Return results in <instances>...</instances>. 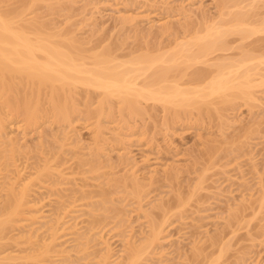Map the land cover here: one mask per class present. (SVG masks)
Returning a JSON list of instances; mask_svg holds the SVG:
<instances>
[{
    "label": "rangeland",
    "instance_id": "rangeland-1",
    "mask_svg": "<svg viewBox=\"0 0 264 264\" xmlns=\"http://www.w3.org/2000/svg\"><path fill=\"white\" fill-rule=\"evenodd\" d=\"M0 11L20 12L21 21L40 23L44 34L71 41L88 67L89 56L107 50L120 71L139 69V56L169 59L175 44L221 31L217 50L187 69L188 76L192 70L224 67L237 85L244 73L251 81L246 89L247 78L241 83L250 97L235 91L229 105L213 103L200 112L194 105L175 119L159 104L140 99L145 113L123 121L112 99L110 116L100 119V139H94L95 117L86 116L100 98L92 89L76 90L69 121L42 114L28 136L18 129L19 121L8 123L14 147L27 151L26 160L19 161L22 170L28 165L23 176L49 163L55 183L35 181L38 214L45 221H36L30 232L22 229L21 237L30 236L23 239L14 225L8 228L12 233L2 232L0 264H46L49 257L54 264H101L106 247L109 258L103 264H124L129 247L144 244L153 223L161 226L159 241L141 264H264V0H0ZM164 27L168 32L159 34ZM182 58L178 70L187 66ZM95 156L97 172L89 164ZM132 176L143 188L140 199L130 194ZM101 191L108 196L102 198ZM177 194L183 206L177 205ZM2 196L0 190V202ZM160 203L164 212L156 209ZM64 207L75 212L69 210L71 216L60 222L70 231L57 235L56 251L43 256L42 245L50 243L47 222ZM10 234L21 239L14 243Z\"/></svg>",
    "mask_w": 264,
    "mask_h": 264
},
{
    "label": "bare ground",
    "instance_id": "bare-ground-1",
    "mask_svg": "<svg viewBox=\"0 0 264 264\" xmlns=\"http://www.w3.org/2000/svg\"><path fill=\"white\" fill-rule=\"evenodd\" d=\"M4 13L0 11V190H3L5 193L0 202V242L6 236L4 234L6 233L5 230L10 228L11 225H14L11 229H16L20 233L22 229L24 231L25 227L30 232V228H33V224L36 221H40V223L43 221L44 223V215L42 214L43 217L39 215L41 212L38 209L41 201L37 200L34 196L36 192V189H33L34 183L35 181L42 182L43 179L44 182L50 181L55 183V180H53L54 173L51 171L49 163H43L42 166H36V168L31 169V173H33V170L34 173H29L28 177L23 176V171L28 168V165H23L24 170H22L23 168L21 167L22 169H20L19 161L21 158L26 160L27 151L20 152L14 147L17 140L11 138L9 133L6 132L8 123L14 120L19 121L18 129L23 131L24 136H28L41 120L42 114H49L54 122L69 121L71 106H74L72 102L76 95V90L79 88L87 90V93L90 89L100 92L97 108L93 112H90V110L86 111V116L92 115L95 117L96 124L94 125H97L95 126V131L97 130L95 134L97 135H95L96 137L94 136V139L101 138V136H98L101 133L100 129H98V127L101 128L100 119L103 116H110L112 99H116L118 105H120L118 109L119 115L123 117L124 121L132 117H140L145 113V109L141 107L140 99L144 102H150L152 105L159 104L166 115L170 114V118L173 116L175 119L180 113L189 114L191 107L194 105L197 108L199 107L197 111L200 112L203 106L205 108L206 106H210L211 108L213 103V106L216 105L215 103L222 105L225 103L226 106V104H231L232 100L234 101L233 98H237L238 95L244 98L245 96H249L245 91V85L251 82H248L249 76L245 77V73L242 74L244 77L242 79L243 82L246 78L248 82H244L245 84L241 82L244 84V89L243 84L241 85L239 80V84L237 85L232 78L228 77L224 67H221L222 64L219 65L221 68L217 66V69H220L215 72H205L207 69L205 71L192 70L189 76L186 72L187 69H191L196 63H200L201 59L203 60L211 54L212 49L215 48V42L219 41L221 31L216 32L214 30V32L212 31L213 33L206 31L204 37L195 38L194 42L185 41L175 44L171 53L173 57L169 59L168 57L165 59L163 55L161 57L164 59L161 57L153 58L149 55L139 56V58L137 57V61H135L137 65H141L139 69L120 71L119 64H115V61L113 64V60L109 61L107 50L103 51L101 55L89 56L92 66L88 67L85 62H81L85 57L78 54L81 52L71 41L67 44L54 34H44L43 26L40 23L21 21L20 12L11 11V13H7L8 15ZM167 30L166 27L161 28L159 34H166ZM193 49L196 50L192 53ZM177 56L180 58L182 56L184 58V62L182 61V63L187 65L185 66L184 64L185 67L179 68L180 70H178V65L180 67V64L178 63L177 65L176 62ZM175 57H177L176 60ZM159 62L163 63L160 64L163 67H159L158 69V66H155L156 68L153 67L157 63L159 64ZM129 63L131 62L129 61ZM164 64L168 65L165 66ZM231 66L233 68L232 64L228 67L231 68ZM150 69H153L151 70L152 72ZM255 75L258 76V74ZM140 77L145 78L142 84L139 85L136 81ZM235 78L238 79V74ZM232 81L236 86L233 85ZM183 86L189 87L188 89H182ZM232 89L234 91H230ZM227 91L230 94L236 91L237 96H234L235 93L231 95L227 94ZM86 97L89 98L88 95ZM240 97L238 99H241ZM106 108H109L108 113L105 112ZM205 108L204 110H208V107ZM124 109L125 112L123 111ZM126 110H128V114H125ZM216 110L212 111L216 114L219 112ZM123 112L125 116H123L124 114L121 115ZM208 113L210 114L211 111ZM97 140L96 142H98ZM41 145L42 143L39 142V146ZM94 159H96V156ZM121 160L124 161L125 159ZM96 163L97 159L89 163L91 164V167L90 165L89 167L93 172L99 170L96 167ZM56 172L57 174L60 173ZM168 176H170L169 179L171 180L175 178L173 173L168 174ZM132 178L134 177L132 176ZM118 182L121 184V181ZM129 187L131 190L130 194L140 199L143 191L141 184L134 178L131 180ZM43 188L46 189L47 187ZM101 192H103L100 193L102 198L109 193L105 191ZM107 196L105 199L108 202ZM176 196L179 202V195L177 194ZM103 201L101 200V202ZM106 201L105 204L107 203ZM101 202L100 204H102ZM180 202L177 205L183 206L184 203ZM156 209L164 212L165 203H160L156 206ZM69 210L71 211L72 209L64 207L53 214L54 219L49 222L46 221L49 224V242L54 247L52 248L50 243L45 245L47 247H44L43 244L41 248L44 249L40 251L41 255L48 257L50 252L54 253L52 250L56 251L57 245L55 246L54 242L58 239L57 235L64 234L68 229L66 227L62 228L63 226H60V222H62L66 215L71 216L68 215L70 214ZM73 213H75L74 210L73 212L71 211L72 215ZM58 226L61 228L59 229ZM160 227L156 223L150 225L149 235L145 239V243L140 246H130L124 264L142 263L143 254L153 248L159 241V235L161 234ZM11 229L8 230L11 232ZM2 232L4 233L2 234ZM25 236L21 238L23 239ZM9 237V240H13L14 236L11 237L10 234ZM16 238L14 237V241L21 239ZM26 239L28 241V238ZM16 241L14 243H17ZM49 249L52 250L50 251ZM109 252V248L106 247L105 253L100 258L101 264L108 260ZM38 258L41 259V257ZM14 259L13 257L12 260ZM6 261H9L8 258ZM46 262V264H54L50 257L47 258ZM6 264L9 263L7 262Z\"/></svg>",
    "mask_w": 264,
    "mask_h": 264
}]
</instances>
